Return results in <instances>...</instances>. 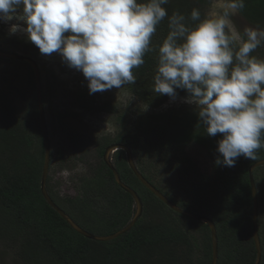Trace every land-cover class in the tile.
Listing matches in <instances>:
<instances>
[{
	"label": "trees",
	"instance_id": "16d2710c",
	"mask_svg": "<svg viewBox=\"0 0 264 264\" xmlns=\"http://www.w3.org/2000/svg\"><path fill=\"white\" fill-rule=\"evenodd\" d=\"M211 2L212 0H169L164 7L169 16L174 11L190 16L192 9L197 8L203 19L205 9ZM245 3L246 7L239 13L251 25L264 28V0H245ZM168 31L166 17L152 38V46L156 51L146 53L145 63L140 68L133 69L137 82L126 84L131 94L143 97L154 108H159L170 99L167 95L152 93L158 47L162 45ZM253 55L264 57V47H259ZM0 62L11 65L9 71L5 70L0 76L4 77L2 82L6 88H11L12 93H19L26 103L25 119H21L11 108L6 90L0 92V239L3 242L9 241L17 249L22 264H184L178 257L181 247H186L189 252V260L185 264H211L212 239L209 226L180 216L156 198L132 172L126 152L122 150L115 152L111 158L123 182L142 197L145 205L142 218L131 232L107 243L86 239L75 232L48 204L41 192L45 147L34 71L26 62L5 59H0ZM23 67L30 73V80L26 79ZM12 75L22 84L21 90L14 88ZM177 91L178 97L187 95L185 90ZM43 94L46 108L44 85ZM77 101L78 108H88L92 113L114 114L116 110L112 104L89 108L87 102L80 99ZM122 128L124 131L113 140L105 138L99 146L98 164L90 166L87 175L79 179L82 196L67 200L76 209L74 213H69L85 216H82V221L79 220L86 227H89V221L108 225L110 231L107 234H97L99 236L112 235L125 228L135 215V202L116 183L113 172L104 162V155L111 145H127L133 152L140 172L162 191L153 176L140 167L142 163L140 165L141 159L138 156L141 155L137 152L145 144L149 152L152 149L160 151L161 155L169 157V161L176 165V178L187 201L177 199L173 193L162 192L181 208L207 217L216 224L219 264H255L257 251L253 239V196L249 169L254 163L264 160V147L257 151L256 160L241 156L233 167L217 164L220 156L217 151L218 140L222 138V134H217L216 137L207 135L195 106H180L166 112L142 116L130 126L123 121ZM70 138L71 144H75V138L72 135ZM192 144H198L208 152L212 165L210 173L203 172L192 160L183 156ZM257 171L254 172L256 184ZM47 189L55 203L64 210L65 207L54 194L50 178ZM259 199V229L264 264L262 196L259 195ZM100 200L106 202L105 207H99ZM148 207L159 212V218L154 215L157 217L154 220L147 212ZM196 251L200 253L198 257L193 255Z\"/></svg>",
	"mask_w": 264,
	"mask_h": 264
},
{
	"label": "clouds",
	"instance_id": "9594fccd",
	"mask_svg": "<svg viewBox=\"0 0 264 264\" xmlns=\"http://www.w3.org/2000/svg\"><path fill=\"white\" fill-rule=\"evenodd\" d=\"M168 3L0 0V22L14 20L9 34H24L42 55L57 53L81 72L91 95L137 82L133 69L156 51L152 38L167 17L154 93L175 100L177 90L187 92L183 102L195 106L207 135L222 134L217 164L233 167L241 156L256 160L264 147V57L253 53L264 47V28L237 27L233 17L245 0H212L214 10L203 19L197 8L190 16H169Z\"/></svg>",
	"mask_w": 264,
	"mask_h": 264
},
{
	"label": "rangeland",
	"instance_id": "374dc122",
	"mask_svg": "<svg viewBox=\"0 0 264 264\" xmlns=\"http://www.w3.org/2000/svg\"><path fill=\"white\" fill-rule=\"evenodd\" d=\"M213 10L211 2L205 9V16ZM233 20L241 31L246 26L255 28L240 13L233 17ZM11 23H15V21L13 20L10 23L0 22V51L30 56L37 61L41 69L44 91L47 97L45 110L50 130L53 157L49 178L54 194L65 207L66 213L68 212L73 220L85 230L95 235L107 234L110 228L102 222L89 221L87 222L89 227L82 224L83 215L69 213H74L76 209L67 202L69 199L73 200L82 196L79 179L87 175L90 166L94 167L98 164V150L101 143L105 138L110 141L123 132V121H126L128 126H130L142 116L166 112L169 109L180 106H194L183 102L184 97H177L175 100L170 98L159 108H154L143 97L131 94L126 85L120 89L113 88L90 95L88 81L81 72L69 68L62 62L61 57L57 53H53L50 56L42 55L39 49L28 41L24 34H9ZM10 67L9 63L0 62V76L5 73V70L9 71ZM23 70L26 79L30 80V73H27L24 67ZM3 79L4 77H0V92L6 90L9 104L16 116L25 119L26 103L22 100L19 93H12L11 88L8 86L6 88L4 82H2ZM11 79L14 81L15 89L21 90L23 88L15 75H12ZM78 99L82 100V102H87L90 106L89 108L112 104V106L116 107V110L114 114L106 112L92 113L88 108H78L76 106ZM27 115L28 113L26 114L28 120ZM70 135L75 138V144H71ZM147 149L144 144L142 145V150L139 149L137 152V154L141 155L140 157L138 156L141 159L140 165L142 163L140 167L145 168L153 176L155 183L162 191L173 193L177 199L187 201L185 192L181 189L176 178V165L169 161V157L161 155L160 151L152 149L149 152ZM183 156L192 160L203 172L210 173L212 171L210 156L202 146L192 144L186 149ZM257 170V188L259 195L262 196L261 209L264 212V167ZM149 198L153 201V198ZM153 203L155 202L153 201ZM105 206L106 202L100 200L99 207L103 208ZM147 212L152 215L154 220L157 219L159 212L150 207H148ZM154 215L157 217H154ZM263 228L264 220H262ZM178 251L180 262L188 263L187 254L189 252L186 247H181ZM17 254V249H14L9 241L3 242L0 239V264H22ZM195 254L198 257L200 253L196 251L193 255Z\"/></svg>",
	"mask_w": 264,
	"mask_h": 264
},
{
	"label": "water",
	"instance_id": "95a60500",
	"mask_svg": "<svg viewBox=\"0 0 264 264\" xmlns=\"http://www.w3.org/2000/svg\"><path fill=\"white\" fill-rule=\"evenodd\" d=\"M0 59L16 61V62H26L31 65L34 71V78L36 83V92H37V104L39 109L41 127L43 132L44 138V147H45V161L43 166V173H42V180H41V192L45 200L48 204L69 224V226L78 234L85 237L86 239L99 242V243H107L114 241L121 236L126 235L127 233L131 232L138 221L142 218L144 214L145 205L143 199L140 197L137 191L129 187L125 184L118 172L115 168L113 161L111 159V155L115 152L122 150L126 152L127 161L129 164L130 169L135 174L137 179L141 182V184L146 187L156 198H158L162 203H164L170 210L174 211L175 213L179 214L182 217L188 218L193 221L201 222L209 226L211 230V239H212V261L211 264H219L220 259V250H219V239H218V230L216 224L213 220L202 217L195 213L189 212L177 204H175L170 198H168L162 191H160L156 186H154L151 182H149L146 177L140 172L133 152L127 145L123 144H114L109 146L106 149L104 155V162L108 166V168L113 172L116 183L119 187L124 190L126 193L130 194L135 202V215L131 222L122 230L108 236H99L95 235L83 227H81L77 222H75L49 195L47 189L48 178L50 174V168L52 163V144L50 139V132L48 128V122L46 118V110H45V100L43 94V81H42V74L41 69L37 61L26 55L13 53V52H3L0 51ZM264 167V160H260L254 163L250 169V182L252 187V196H253V239L257 251V258L255 264H262L263 260V249H262V242L260 236V229H259V220H260V199L257 184L254 177V172Z\"/></svg>",
	"mask_w": 264,
	"mask_h": 264
}]
</instances>
